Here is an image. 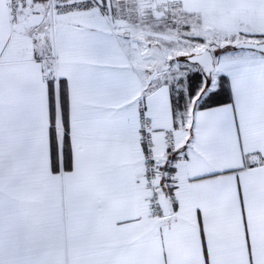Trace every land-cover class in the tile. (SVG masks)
<instances>
[{
  "label": "snow or ice",
  "instance_id": "obj_1",
  "mask_svg": "<svg viewBox=\"0 0 264 264\" xmlns=\"http://www.w3.org/2000/svg\"><path fill=\"white\" fill-rule=\"evenodd\" d=\"M0 264H264V0H0Z\"/></svg>",
  "mask_w": 264,
  "mask_h": 264
}]
</instances>
